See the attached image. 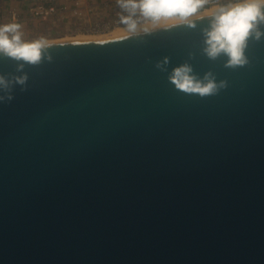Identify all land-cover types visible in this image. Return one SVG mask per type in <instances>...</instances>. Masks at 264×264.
I'll list each match as a JSON object with an SVG mask.
<instances>
[{
	"label": "water",
	"instance_id": "95a60500",
	"mask_svg": "<svg viewBox=\"0 0 264 264\" xmlns=\"http://www.w3.org/2000/svg\"><path fill=\"white\" fill-rule=\"evenodd\" d=\"M206 23L46 42L0 103V264H264V40L229 69ZM189 53L228 87L175 90L155 64Z\"/></svg>",
	"mask_w": 264,
	"mask_h": 264
},
{
	"label": "clouds",
	"instance_id": "9594fccd",
	"mask_svg": "<svg viewBox=\"0 0 264 264\" xmlns=\"http://www.w3.org/2000/svg\"><path fill=\"white\" fill-rule=\"evenodd\" d=\"M116 4L118 23L129 37L141 41L162 23L195 29L207 19L200 27L201 54L213 62L223 59L224 66L233 70L250 63L246 54L250 42L264 40V0H116ZM47 47L43 38L24 40L19 23L0 24V57L16 62L15 73H0V103H10L17 87L27 90V68L40 65L46 53L52 61ZM192 59L194 54L189 53V59L169 71L170 58L164 57L155 67L167 73L175 90L185 94L205 98L228 87V81L218 80L212 71L203 76L196 73Z\"/></svg>",
	"mask_w": 264,
	"mask_h": 264
},
{
	"label": "built area",
	"instance_id": "2783aa9c",
	"mask_svg": "<svg viewBox=\"0 0 264 264\" xmlns=\"http://www.w3.org/2000/svg\"><path fill=\"white\" fill-rule=\"evenodd\" d=\"M0 24L29 21H60L70 34H106L122 26L118 23L116 0H4Z\"/></svg>",
	"mask_w": 264,
	"mask_h": 264
},
{
	"label": "rangeland",
	"instance_id": "374dc122",
	"mask_svg": "<svg viewBox=\"0 0 264 264\" xmlns=\"http://www.w3.org/2000/svg\"><path fill=\"white\" fill-rule=\"evenodd\" d=\"M4 0H0V9H3ZM24 36L26 41H33L43 38L44 40H52L64 37H76L78 35H86L89 33L80 32L78 34H70L66 23L60 21H29L23 25Z\"/></svg>",
	"mask_w": 264,
	"mask_h": 264
},
{
	"label": "bare ground",
	"instance_id": "6f19581e",
	"mask_svg": "<svg viewBox=\"0 0 264 264\" xmlns=\"http://www.w3.org/2000/svg\"><path fill=\"white\" fill-rule=\"evenodd\" d=\"M168 24H173V23H162L160 26H164ZM122 35H127V32L125 31L123 26H120V27L112 29L110 32L106 34H99V35L98 34H86V35H78L76 37H64V38L45 40V41L46 42H56V41L83 40V39L94 40V39L112 38V37H117V36H122Z\"/></svg>",
	"mask_w": 264,
	"mask_h": 264
}]
</instances>
